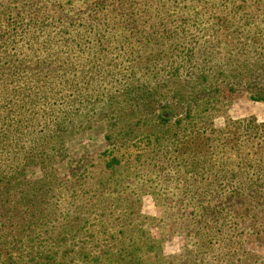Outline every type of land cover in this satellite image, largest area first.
I'll return each instance as SVG.
<instances>
[{"label": "trees", "instance_id": "trees-1", "mask_svg": "<svg viewBox=\"0 0 264 264\" xmlns=\"http://www.w3.org/2000/svg\"><path fill=\"white\" fill-rule=\"evenodd\" d=\"M22 1L21 11L0 8V264H264V123L254 119L180 140L170 159L186 182L177 204L201 210L170 224L188 246L169 258L148 238L130 250L120 237L116 254L82 245L79 214L48 222L27 174L61 123L128 77L188 75L235 40L238 55L264 56V0Z\"/></svg>", "mask_w": 264, "mask_h": 264}, {"label": "rangeland", "instance_id": "rangeland-1", "mask_svg": "<svg viewBox=\"0 0 264 264\" xmlns=\"http://www.w3.org/2000/svg\"><path fill=\"white\" fill-rule=\"evenodd\" d=\"M3 5L21 11L24 2L0 0ZM240 46L235 40L208 49L205 66L188 75L131 76L103 91L100 101L48 137L45 160L32 161L28 178L39 183L28 196L31 205L49 212L48 222L56 226L79 214L78 236L90 249L116 254L123 248L116 245L120 237L132 243L130 250L148 238L163 256L179 255L188 241L170 224L201 210L195 202L177 204L186 182L170 159L180 140L197 128L221 129L230 120L264 123V56L238 55Z\"/></svg>", "mask_w": 264, "mask_h": 264}]
</instances>
